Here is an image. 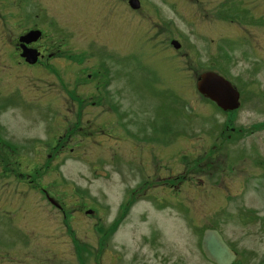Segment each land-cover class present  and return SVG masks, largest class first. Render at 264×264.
<instances>
[{"label":"rangeland","instance_id":"1","mask_svg":"<svg viewBox=\"0 0 264 264\" xmlns=\"http://www.w3.org/2000/svg\"><path fill=\"white\" fill-rule=\"evenodd\" d=\"M91 1L94 10L109 2L84 0L88 6ZM65 3L0 0V85L18 75L24 80L31 72L17 63L14 47L33 26L36 11L40 17L47 12L58 28L74 25L62 13ZM116 4L112 17L94 16L97 25L89 16L91 8L83 11L81 39L100 51L108 48L100 42L119 45L120 108L111 120L117 136L132 141L79 143L54 168L58 183L84 190L79 201H71L81 205V214L67 216L75 232L79 216L81 234L87 235L84 264H212L200 249L207 228L222 233L237 254L235 264H264V0H142L141 12L132 14ZM43 30L47 35L46 25ZM172 39L180 41L179 50ZM208 70L239 90L238 108L223 114L197 90V78ZM55 101L59 105L61 100ZM10 106L0 108V121L6 113L11 122L34 127ZM161 117L169 127L166 134H159V124L151 128ZM228 121L248 129L240 145L221 143ZM172 150L175 155L169 156ZM146 154L157 167L150 175L161 177L167 188L137 199L115 225L122 193L139 180L132 161L144 163ZM179 176L191 179L177 184ZM54 230L58 235L57 226Z\"/></svg>","mask_w":264,"mask_h":264},{"label":"flooded vegetation","instance_id":"2","mask_svg":"<svg viewBox=\"0 0 264 264\" xmlns=\"http://www.w3.org/2000/svg\"><path fill=\"white\" fill-rule=\"evenodd\" d=\"M67 1L62 13L64 16L68 14L70 20L74 21L72 27L75 32L71 26L58 28L62 26L54 24L47 12L40 17L36 11L32 17L33 26L19 35L18 45L14 47L15 54L19 56L17 63L30 68L31 72L24 76V80L18 75L0 85V108L11 104L9 108L12 112L23 114L25 121L36 125L24 128L11 122L6 113L0 121V264H84L82 258L87 235L81 234V219L79 216L75 218L77 232L67 224V216L81 214V205H72L71 201H79L84 190L58 183L55 164L62 163L66 155H73L82 142L89 141L93 146H99L103 142L117 144L132 141L130 137H118V126L111 120V115L117 114L120 108L117 102L120 93L119 45L100 42L99 45H108L107 50L100 51L93 46L94 43L87 44L81 37H84L82 32L87 16L83 11L86 9L91 8L89 16H93V24L97 25L98 20L94 16L101 19L112 17L116 14L118 2L127 7L126 12L140 13L142 0H109L96 10L93 9V1L89 6L84 0ZM44 25L48 28L47 35L43 30ZM29 32L32 34L27 36ZM176 43L178 48L170 41L172 47L179 50L181 43ZM28 53L31 54L30 58ZM132 55L131 50L127 56ZM57 98L61 100L59 105L55 101ZM217 108L223 114L228 113ZM164 122L162 117L158 122L155 118L152 125H148L152 128L154 123L159 124V134H166L169 127ZM225 123L228 133L221 143L240 145L244 140L242 132L246 134L248 129L231 127L230 121ZM174 151L169 156L175 155ZM76 157L84 158V154ZM116 157L119 158L118 155ZM145 158L144 163L132 161L138 168L139 180L135 187H126L122 193L121 201L116 206L118 218L115 225H119L127 216L125 210H132V204L137 199L154 193L160 195L167 188L161 177L157 179L155 175H150L157 167L149 160L148 154ZM139 169L145 170V173ZM140 175L144 176V182ZM177 179L176 183L180 184L191 177L179 176ZM172 184L170 187L175 186ZM56 226L58 235L54 230ZM72 256L77 257L76 262L71 261Z\"/></svg>","mask_w":264,"mask_h":264},{"label":"water","instance_id":"3","mask_svg":"<svg viewBox=\"0 0 264 264\" xmlns=\"http://www.w3.org/2000/svg\"><path fill=\"white\" fill-rule=\"evenodd\" d=\"M135 2H138V0H135ZM31 34L32 32H29L27 36ZM172 42L175 43L174 46L176 48L179 47L176 40ZM30 57L31 54L28 55V58ZM196 87L200 93L215 101L223 109H234L239 105L238 91L229 80L215 72H203L197 78ZM201 250L206 259L214 264H232L236 259L235 253L224 242L218 231L213 229L204 231L201 240Z\"/></svg>","mask_w":264,"mask_h":264}]
</instances>
